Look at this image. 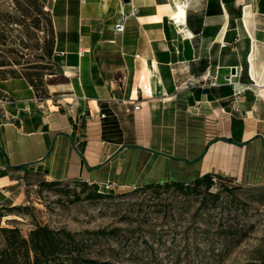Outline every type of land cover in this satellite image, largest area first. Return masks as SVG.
<instances>
[{"label":"crops","instance_id":"1","mask_svg":"<svg viewBox=\"0 0 264 264\" xmlns=\"http://www.w3.org/2000/svg\"><path fill=\"white\" fill-rule=\"evenodd\" d=\"M39 1L54 74L0 80V208L20 182L264 187V0Z\"/></svg>","mask_w":264,"mask_h":264},{"label":"rangeland","instance_id":"2","mask_svg":"<svg viewBox=\"0 0 264 264\" xmlns=\"http://www.w3.org/2000/svg\"><path fill=\"white\" fill-rule=\"evenodd\" d=\"M37 0H0V80L54 74L51 31ZM28 204L2 211L24 238L37 226L74 236L82 258L111 264H264V187L215 179L196 194L173 189L98 191L40 181ZM16 206V205H15ZM4 242L0 234V250Z\"/></svg>","mask_w":264,"mask_h":264},{"label":"trees","instance_id":"3","mask_svg":"<svg viewBox=\"0 0 264 264\" xmlns=\"http://www.w3.org/2000/svg\"><path fill=\"white\" fill-rule=\"evenodd\" d=\"M41 7H44L37 0ZM47 26L51 31L52 50L48 53V57H52L54 46V32L51 17L48 13H41ZM24 78L33 89L35 95L39 99L48 98L47 90L39 84H36L31 75L12 74L10 78ZM1 80H6L3 78ZM77 182V180H74ZM61 182V181H60ZM59 181L48 182L52 185L60 183ZM80 185L86 186L88 183L78 181ZM95 190H99V186L88 184ZM213 186V178L210 175L202 176L195 182L184 185L181 183H164L147 185L137 189H173L182 194H196L199 189L208 191ZM19 205L11 207H1L2 211L19 210ZM3 215H0V218ZM4 247L0 250V264H111L108 262H99L94 259L82 258L78 254L74 236L68 232L52 231L47 227L37 226L31 230L27 238H24L17 228H1Z\"/></svg>","mask_w":264,"mask_h":264},{"label":"built area","instance_id":"4","mask_svg":"<svg viewBox=\"0 0 264 264\" xmlns=\"http://www.w3.org/2000/svg\"><path fill=\"white\" fill-rule=\"evenodd\" d=\"M51 2H55V1H57V0H50ZM137 14V10H134L132 13H131V15L132 16H135ZM123 18L125 19V16L123 15ZM114 30H115V32H117V33H122L123 31H124V25H123V23H118V24H116L115 26H114ZM236 97V101H238V99H239V97H238V95H236L235 96ZM198 104V103H197ZM137 110H139V106L137 105V106H134L133 107V111H137ZM128 111V110H127ZM235 111H237V109L235 110ZM102 118L104 117V116H101ZM213 181H215V179H213ZM20 186L23 188V189H25L26 191H29L30 189L25 185V183L24 182H20ZM99 189H101V190H103V191H111L112 190V187H111V185H109V184H104V185H102V186H99ZM25 202H26V204H28V200L27 199H25Z\"/></svg>","mask_w":264,"mask_h":264},{"label":"water","instance_id":"5","mask_svg":"<svg viewBox=\"0 0 264 264\" xmlns=\"http://www.w3.org/2000/svg\"><path fill=\"white\" fill-rule=\"evenodd\" d=\"M123 1H124L125 3L128 2V0H123ZM232 72H233V70H232ZM206 92H208V91H206Z\"/></svg>","mask_w":264,"mask_h":264}]
</instances>
